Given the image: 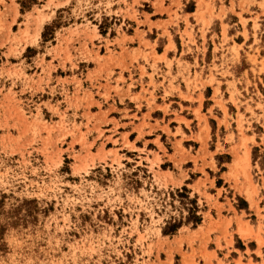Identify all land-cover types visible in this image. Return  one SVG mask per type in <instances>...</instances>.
Returning <instances> with one entry per match:
<instances>
[{"label":"rangeland","instance_id":"374dc122","mask_svg":"<svg viewBox=\"0 0 264 264\" xmlns=\"http://www.w3.org/2000/svg\"><path fill=\"white\" fill-rule=\"evenodd\" d=\"M144 127L203 179L154 170ZM242 260L264 264V0H0V264Z\"/></svg>","mask_w":264,"mask_h":264},{"label":"crops","instance_id":"0c3cea01","mask_svg":"<svg viewBox=\"0 0 264 264\" xmlns=\"http://www.w3.org/2000/svg\"><path fill=\"white\" fill-rule=\"evenodd\" d=\"M194 12L195 11H187L186 14H188L189 17H192L191 15ZM160 53H162V52H160ZM174 66H176V65H174ZM164 71H165V69H164ZM195 71L197 72V70H195ZM192 72H193V70L191 69V74H192ZM174 73H176V69H174V67H173L172 68V74H174ZM120 133H121L120 137H123L124 134H126L125 131H121ZM125 136H126L127 141L129 142V144H131V143L134 144L137 141V139H140L139 141L141 142V145L139 146V148H143V146L146 143L155 144V147H151V148H149V147L147 148L146 147L145 150L148 151V152H144V155H147L148 159L153 163L154 170H156L157 166L159 167V173L162 175V177H166V179H168L169 175L170 176L172 175V177L174 179V187H179V186L184 184L185 186H187L188 188L191 189L193 186H195L198 183L197 182L198 179H203L202 175H200V176L196 177V179L191 178L190 179L191 181H188V179H187L188 173L187 172H186V174L184 176H180L179 173L177 171L173 170V169L160 167L159 164L164 160V155H166V156H171L172 155V157L177 158V157H179V154L177 152H175L174 150H172V149H171V151L164 149L163 145L162 146H158L155 143L156 134L152 133V132H149L147 130V128L144 127V129L141 131L140 135L135 134L133 139H129L128 135H125ZM165 150H166V152H164ZM141 157L144 158L145 156H141ZM169 161L174 163L173 162V158H170ZM230 164H231V159L229 161H226V165H230ZM211 187H212L211 182H208V183L206 182L203 186H199V191L202 192V193H205V194L212 195L215 198L218 195L217 190L220 189V188H219V186H215L214 185V190H210ZM193 192L197 193V190L194 189ZM218 202L219 203H223V201H221V200H218ZM211 207H213V206H211ZM230 217H231V215H229V216L226 215V218H230ZM213 219H214V217H213ZM245 221H246L245 219L241 220L240 226H241L242 229L245 226V224H244ZM208 222H209V220H207L205 218H202V221L200 222V224L197 225V227H195V229H197L198 227H202V226L206 228V225L208 224ZM233 223L235 224L234 227H233V230H235L237 228L236 222L231 219L230 225L227 226V230H230V228H232ZM223 225H225V224H223ZM223 227L224 226H222L221 228H223ZM220 234L221 233L219 232V230L209 229V231H208L209 238H211L213 240L216 239L217 236H220ZM208 251H212V250L208 249ZM233 260H235V258ZM253 262L260 263L261 261L259 259H255V260H253ZM242 263L246 264L247 262H246V260H242Z\"/></svg>","mask_w":264,"mask_h":264},{"label":"trees","instance_id":"16d2710c","mask_svg":"<svg viewBox=\"0 0 264 264\" xmlns=\"http://www.w3.org/2000/svg\"><path fill=\"white\" fill-rule=\"evenodd\" d=\"M48 29V26L47 25H45L44 26V30L42 31V36L43 37H45V30H47ZM222 170H223V168H221ZM220 180H217V184H220ZM194 204V203H193ZM196 206H195V204H194V206H192V210H191V212H192V219H193V224H197V223H199L200 222V220H201V217L199 216V215H196L195 214V212H196ZM178 224L177 223H173V224H170V225H168V226H166V227H164V229L162 230V232L164 233V234H168V233H173L177 228H178Z\"/></svg>","mask_w":264,"mask_h":264}]
</instances>
